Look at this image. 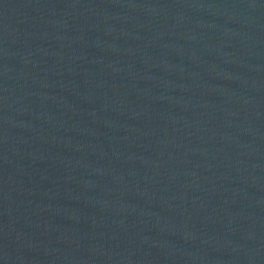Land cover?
<instances>
[{"label":"water","instance_id":"water-1","mask_svg":"<svg viewBox=\"0 0 264 264\" xmlns=\"http://www.w3.org/2000/svg\"><path fill=\"white\" fill-rule=\"evenodd\" d=\"M0 264H264V0H0Z\"/></svg>","mask_w":264,"mask_h":264}]
</instances>
